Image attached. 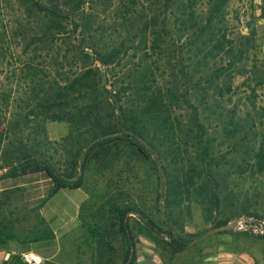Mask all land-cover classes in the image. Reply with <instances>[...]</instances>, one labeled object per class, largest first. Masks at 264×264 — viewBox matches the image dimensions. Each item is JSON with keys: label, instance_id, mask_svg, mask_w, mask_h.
Instances as JSON below:
<instances>
[{"label": "trees", "instance_id": "1", "mask_svg": "<svg viewBox=\"0 0 264 264\" xmlns=\"http://www.w3.org/2000/svg\"><path fill=\"white\" fill-rule=\"evenodd\" d=\"M11 3L18 28L10 33L12 43L24 39L22 51L30 50L44 64L42 69L27 66L34 106L24 119L41 114L45 120L65 121L68 131L61 139L66 157L62 170L50 156L20 149L0 163V179L47 180L46 200L60 188L82 187L85 166L124 145L154 170L164 218L155 220L134 204L112 207V224L124 241L119 264H135L131 214L137 216L138 231L160 248V264L175 256L180 259L175 264H197L208 255L202 250L211 246L234 250L224 236L235 230L182 231L171 206L180 204L178 195L184 192L210 213L231 175L255 180L264 191V133L257 137L253 118L240 116L231 102L235 74L264 88V62L256 58L251 23L245 24V33L231 35L229 0H0V8ZM258 9L263 16L264 0ZM5 36L9 40L6 28L0 31L1 59ZM164 60H169L170 79L159 83L154 71ZM38 72L41 79H35ZM213 128L223 134L219 141L211 137ZM225 140L228 148L217 154L216 146ZM226 222L216 219L213 227ZM88 233L91 240L111 247L106 228L92 225ZM244 242L260 254L254 264H264V235ZM14 259L22 264L18 256Z\"/></svg>", "mask_w": 264, "mask_h": 264}, {"label": "rangeland", "instance_id": "2", "mask_svg": "<svg viewBox=\"0 0 264 264\" xmlns=\"http://www.w3.org/2000/svg\"><path fill=\"white\" fill-rule=\"evenodd\" d=\"M259 3L260 0H229L227 18L232 36L245 33V24L251 23L256 31L255 55L257 60L264 62V15H259ZM16 18L17 11L12 3L0 8V31L6 28L9 37V40L7 36L2 37L3 42H1L3 57L0 58V131L2 132L0 163L9 161L10 155L20 149L30 151L32 148L44 157L50 156L55 167L62 170L66 157L65 144L61 139L67 134V123L45 120L41 114L29 115L24 119L25 111L34 106L28 87L30 83L27 66L35 64V67L42 69L44 64L43 58L33 57L30 50L22 51L24 39L12 43L10 33L13 29L14 31L18 29ZM7 44L10 45L9 49ZM248 63L249 61L246 60L245 64ZM167 64L169 60L158 62V69L154 71L159 83H162L161 79H170ZM37 74L35 79H41L42 73ZM158 75L163 76L160 78ZM231 86V102L238 105L240 116L253 118L252 131L258 137L260 133H264V115H262L264 88L254 86L252 80L236 74L233 76ZM245 113H248L249 117ZM211 137H216L219 141L223 134L218 128H213ZM46 140L50 143H46ZM182 140L181 135L177 142L180 143ZM227 142L230 141L225 140L216 146L217 150L220 149L217 154L226 151ZM214 143L218 142L214 141ZM81 180V188L86 194V199L79 210V204L76 207V202L82 193L79 189L62 188L44 200L42 197L50 186L47 180L13 186L8 190L12 202L4 208L12 209L13 223L18 227L15 229L17 234L29 232L35 234L37 227H43V224L37 223L36 211L38 204L44 200L41 214L49 227L56 228L53 233L58 248L55 260L60 264H119L124 241L117 230V225L112 224L115 221L112 207L134 204L153 219L163 220V208L157 197L159 190L154 170L134 149L117 145L110 149L103 160L89 162L81 173ZM9 181L4 179L0 184L9 185ZM255 190L260 192L253 197ZM178 196L181 197V202L177 206H171V216L177 220L179 229L189 233L197 234L214 228L213 221L216 219H226L228 223L248 213L264 216V191L255 180H238L231 175L225 192L219 195L218 207L213 208L210 213L201 209L193 195L188 194L186 197L182 192ZM244 204L250 206L242 211L241 205ZM128 222L136 256L156 254L159 260L160 248L138 231L137 216L131 214ZM92 225L107 229V239L112 248L91 240L88 228ZM224 237H227L235 252L242 253L249 261L252 259L253 264L254 260L259 258L260 254L254 247L243 245L244 240L249 241L252 235L234 231L230 236ZM43 243L39 242L36 245L41 246L44 245ZM190 253L193 251L190 250ZM177 257L179 256L169 260V264L180 261ZM134 263L136 264V261ZM257 264L263 263L259 261Z\"/></svg>", "mask_w": 264, "mask_h": 264}, {"label": "crops", "instance_id": "3", "mask_svg": "<svg viewBox=\"0 0 264 264\" xmlns=\"http://www.w3.org/2000/svg\"><path fill=\"white\" fill-rule=\"evenodd\" d=\"M4 179H9L10 181L9 185L0 184V264H21L18 263L14 257L18 256L20 258V255L25 252H31L40 257L41 264L45 261L60 264L55 260L58 248H56L57 245H55V235L53 236V233L56 228L49 227L44 220V217L41 214V202L37 207L36 218L38 220L37 223L43 224V227H37L38 229L35 231V234L30 232L25 234L21 233L20 235L17 234L15 229L18 227H16V223H13L14 218L12 219L13 211L12 209L4 208L5 206L8 207L11 204L10 202H12L10 199L11 193H9L8 190L16 185L31 184V182H33L32 177H30L27 182L21 183L15 182L11 178H2L0 179V182ZM76 189H79L80 192L84 193H81L79 200L76 202V207L78 204L80 207L86 199V194L81 187ZM39 242H44V245H36ZM202 252H206L208 255L197 264H253L252 259L249 261V259L242 253L235 252V250L232 251L222 246H211L203 249ZM5 253H8L6 258ZM135 261L136 264H160L156 254L146 256L144 254L137 255Z\"/></svg>", "mask_w": 264, "mask_h": 264}, {"label": "built area", "instance_id": "4", "mask_svg": "<svg viewBox=\"0 0 264 264\" xmlns=\"http://www.w3.org/2000/svg\"><path fill=\"white\" fill-rule=\"evenodd\" d=\"M233 226V230L247 232L252 235H264V217H253L251 215H240L228 222ZM23 264H41V259L31 252L20 255Z\"/></svg>", "mask_w": 264, "mask_h": 264}, {"label": "water", "instance_id": "5", "mask_svg": "<svg viewBox=\"0 0 264 264\" xmlns=\"http://www.w3.org/2000/svg\"><path fill=\"white\" fill-rule=\"evenodd\" d=\"M233 226L229 223H225V224H222V225H219V226H216L212 229H209L206 231V234H209L211 232H216V231H223V230H233ZM8 256V253H5V258Z\"/></svg>", "mask_w": 264, "mask_h": 264}]
</instances>
